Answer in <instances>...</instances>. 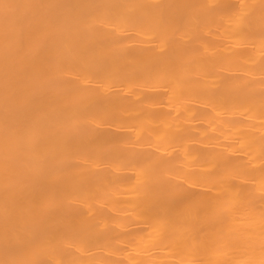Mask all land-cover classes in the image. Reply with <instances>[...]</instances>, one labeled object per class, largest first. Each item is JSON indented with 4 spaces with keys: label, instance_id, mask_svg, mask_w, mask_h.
Here are the masks:
<instances>
[{
    "label": "bare ground",
    "instance_id": "6f19581e",
    "mask_svg": "<svg viewBox=\"0 0 264 264\" xmlns=\"http://www.w3.org/2000/svg\"><path fill=\"white\" fill-rule=\"evenodd\" d=\"M0 264H264V0H0Z\"/></svg>",
    "mask_w": 264,
    "mask_h": 264
}]
</instances>
